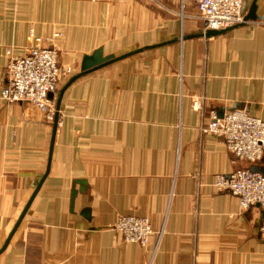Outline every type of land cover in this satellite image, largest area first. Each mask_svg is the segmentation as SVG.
I'll return each mask as SVG.
<instances>
[{
  "label": "crops",
  "instance_id": "crops-1",
  "mask_svg": "<svg viewBox=\"0 0 264 264\" xmlns=\"http://www.w3.org/2000/svg\"><path fill=\"white\" fill-rule=\"evenodd\" d=\"M253 5L210 34L191 0H0V89L6 48H53L69 71L50 119L0 100V264H264V212L213 187L247 165L201 131L212 112L264 122ZM97 50L109 62L82 73ZM121 216L148 219L147 246L123 241Z\"/></svg>",
  "mask_w": 264,
  "mask_h": 264
},
{
  "label": "built area",
  "instance_id": "built-area-1",
  "mask_svg": "<svg viewBox=\"0 0 264 264\" xmlns=\"http://www.w3.org/2000/svg\"><path fill=\"white\" fill-rule=\"evenodd\" d=\"M191 1L206 30L222 31L246 22L243 11L245 0ZM61 36L62 34H55L54 37ZM33 37L31 32L30 38ZM4 54L5 80L0 89V100L11 104H28L50 119L49 96L57 91L61 75L69 72L60 67L55 49L33 46L18 55L11 48H6ZM192 106L195 110H201L198 99L193 101ZM201 131L219 138L230 156L247 165L227 175H215L213 187L216 192L229 193L235 197L242 211L259 206L264 212V176L249 169L263 156L264 122L245 110H233L221 118L212 112ZM113 229L125 243L141 247L147 246L152 234L148 219L133 216L119 217ZM262 229L264 230V222Z\"/></svg>",
  "mask_w": 264,
  "mask_h": 264
},
{
  "label": "water",
  "instance_id": "water-1",
  "mask_svg": "<svg viewBox=\"0 0 264 264\" xmlns=\"http://www.w3.org/2000/svg\"><path fill=\"white\" fill-rule=\"evenodd\" d=\"M244 20L245 21L256 20L255 5H253L250 8L248 14L245 15V17H244ZM210 34H214V32L210 31ZM107 62H109V59L108 58H102L101 50H97L91 56L83 58L80 70L82 73H87L89 71H92V70H95L97 68L104 66ZM49 98H51V95L49 96ZM219 118H221V117H219ZM249 169L253 173H259V174L264 176V170H261L258 167V164L251 165Z\"/></svg>",
  "mask_w": 264,
  "mask_h": 264
},
{
  "label": "rangeland",
  "instance_id": "rangeland-1",
  "mask_svg": "<svg viewBox=\"0 0 264 264\" xmlns=\"http://www.w3.org/2000/svg\"><path fill=\"white\" fill-rule=\"evenodd\" d=\"M61 78V77H60Z\"/></svg>",
  "mask_w": 264,
  "mask_h": 264
}]
</instances>
